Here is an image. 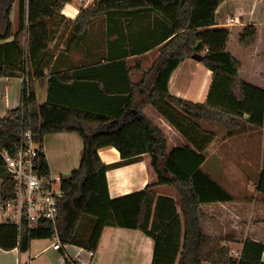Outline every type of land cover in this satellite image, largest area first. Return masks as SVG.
I'll use <instances>...</instances> for the list:
<instances>
[{"label": "trees", "instance_id": "16d2710c", "mask_svg": "<svg viewBox=\"0 0 264 264\" xmlns=\"http://www.w3.org/2000/svg\"><path fill=\"white\" fill-rule=\"evenodd\" d=\"M71 0H22L17 31L12 34L10 12L13 0H0V77L23 75L20 105L0 118V151L13 154L24 125L43 143L49 133L75 132L82 139L78 167L63 176V196L57 204L56 231L59 241L79 245L90 252L98 246L105 227L142 231L153 241L151 264L228 263L227 250L215 239L205 238L199 228L198 206L202 203L227 202L233 198L202 172L204 150L214 134L202 130V119L220 123L226 136L245 133L248 127L261 128L264 123V90L244 82L238 76L240 63L224 49L228 30L212 28L214 13L223 0H94L82 8L74 19L68 36L80 35L90 20L109 13L126 14L150 11L163 21L165 32L159 43L153 76L130 87L129 102L108 112L95 110L79 102L75 88L89 92L83 75L59 72L49 75L47 101L38 104L34 80L42 81L50 65L54 39L64 18L60 8ZM203 29V30H200ZM24 33L25 40H20ZM256 29L243 28L239 36L242 46L254 43ZM13 36L11 41H5ZM202 54L203 64L211 71V82L204 102L194 103L172 96L168 79L172 71L193 53ZM81 76L73 81L74 76ZM72 81L71 84L68 82ZM146 87V91L144 90ZM142 95L144 104L152 105L173 127L186 144L167 152V141L142 112L133 105L134 93ZM93 95V94H88ZM129 109L132 112H129ZM246 116V118H244ZM114 147L123 161H132L142 154L151 158L156 182L144 189L111 198L106 171L97 150ZM43 170L45 159H40ZM0 192L3 198L12 195L13 187L5 163L0 156ZM173 188L179 199L157 196L155 187ZM256 191L264 195V169L259 173ZM87 217V220L82 219ZM86 222L85 239L79 228ZM52 225L41 221L34 228L0 223V248L18 247L26 251L32 239L52 238ZM264 244L246 239L237 264H264ZM65 264L66 263L65 260Z\"/></svg>", "mask_w": 264, "mask_h": 264}, {"label": "crops", "instance_id": "0c3cea01", "mask_svg": "<svg viewBox=\"0 0 264 264\" xmlns=\"http://www.w3.org/2000/svg\"><path fill=\"white\" fill-rule=\"evenodd\" d=\"M93 1L85 0L76 5L71 0L60 8L63 26L48 44L53 57L44 71L43 80L33 81L38 104L47 101L49 75L55 72L83 75L81 82L89 83L90 91L85 94L83 88H75V94H80L76 99L102 112L125 105L130 99L131 85L139 84L143 78L146 81L152 78L151 68L165 42L159 43L168 24L150 11L109 13L92 19L80 35L68 36L79 11ZM22 3V0H13L11 7L10 20L11 23L17 21V28ZM214 21L212 28H224L229 32L224 49L240 63L239 78L264 90V0H223L215 10ZM247 25H253L256 34L254 43L245 47L239 43V36ZM12 39L13 36L5 41ZM79 79L81 76L75 75L73 81ZM22 82V74L0 77V118L20 105ZM210 82L211 71L202 63L186 57L170 74L168 92L178 98L202 103ZM131 99L133 105L141 107V112L162 131L167 152L186 144L152 105L143 103L142 95L135 92ZM216 123L206 119L199 121L202 130L214 134L213 141L203 152L204 162L200 169L233 200L200 204L198 223L205 238L218 240L227 250L229 262L224 264H237L246 239L264 244V195L255 189L259 173L264 169V123L261 128L248 127L245 133L230 137L226 136V130H221L219 140L216 130L220 128ZM42 145L51 173L68 176L78 167L82 139L77 133H49L44 136ZM97 153L109 166L106 180L111 198L140 191L156 182L148 154L123 161L112 146L101 147ZM155 191L157 196L173 198L180 214L179 199L173 188L159 185ZM85 224L78 230L83 233V239L89 232V225ZM53 244V238H45L32 239L26 251H20L18 247L0 248V264H65V260H80L84 264H151L153 255L150 237L140 230L120 227H105L94 252L70 243H61L62 248L55 250ZM263 261L262 254L260 262ZM175 264L179 261L176 260ZM200 264L213 263L202 261Z\"/></svg>", "mask_w": 264, "mask_h": 264}, {"label": "built area", "instance_id": "2783aa9c", "mask_svg": "<svg viewBox=\"0 0 264 264\" xmlns=\"http://www.w3.org/2000/svg\"><path fill=\"white\" fill-rule=\"evenodd\" d=\"M84 1L79 0L80 3ZM0 156L13 187L9 198H3L0 192L2 223L14 224L20 231L23 226L32 229L41 221L49 222L53 227V248L61 249L56 220L57 204L63 196V176L51 173L48 168L43 170L40 161L45 159L42 143L22 125L20 140L14 153L0 151ZM66 263L84 264L80 260H66Z\"/></svg>", "mask_w": 264, "mask_h": 264}, {"label": "rangeland", "instance_id": "374dc122", "mask_svg": "<svg viewBox=\"0 0 264 264\" xmlns=\"http://www.w3.org/2000/svg\"><path fill=\"white\" fill-rule=\"evenodd\" d=\"M73 2L76 4V5H78V2H79V0H73ZM91 4V3H90ZM99 16H101V15H99ZM98 17V16H97ZM91 21V20H90ZM89 21V22H90ZM11 27H12V32L17 28V21L15 20L13 23H11ZM86 28V27H85ZM20 40L22 41V42H24V40H25V35H24V33H21L20 34ZM217 124V126L220 128V129H217L216 130V133H217V140H219L220 139V137H221V130H225L224 129V127L221 125V124H219V123H216ZM251 175H252V173H251ZM84 220H87V217H83V219H82V221L81 222H83Z\"/></svg>", "mask_w": 264, "mask_h": 264}, {"label": "water", "instance_id": "95a60500", "mask_svg": "<svg viewBox=\"0 0 264 264\" xmlns=\"http://www.w3.org/2000/svg\"><path fill=\"white\" fill-rule=\"evenodd\" d=\"M191 58L194 59V60H196V61H198V62H201V60H202V54L195 52V53H193L191 55Z\"/></svg>", "mask_w": 264, "mask_h": 264}]
</instances>
